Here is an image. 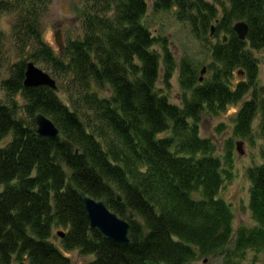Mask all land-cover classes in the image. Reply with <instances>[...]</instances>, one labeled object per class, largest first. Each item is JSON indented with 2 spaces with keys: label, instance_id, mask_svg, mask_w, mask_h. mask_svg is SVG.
I'll list each match as a JSON object with an SVG mask.
<instances>
[{
  "label": "trees",
  "instance_id": "16d2710c",
  "mask_svg": "<svg viewBox=\"0 0 264 264\" xmlns=\"http://www.w3.org/2000/svg\"><path fill=\"white\" fill-rule=\"evenodd\" d=\"M84 1L82 33L58 54L43 33L52 0H0V19L13 16L9 36L0 27V264H73L72 251L93 256L87 264L215 256L242 264L249 250L264 251V163L247 172L256 224L236 227L219 196L234 178L231 143L221 158L200 133L204 113L241 104L233 137L261 140L264 161V85L254 56L264 49V0ZM150 8L151 16L174 10L207 46L208 78L152 31ZM242 21L245 40L234 30ZM30 62L62 80L57 91L25 86ZM177 70L181 104L170 98ZM38 114L56 124L57 138L38 133ZM81 192L131 224V245L91 228Z\"/></svg>",
  "mask_w": 264,
  "mask_h": 264
},
{
  "label": "rangeland",
  "instance_id": "374dc122",
  "mask_svg": "<svg viewBox=\"0 0 264 264\" xmlns=\"http://www.w3.org/2000/svg\"><path fill=\"white\" fill-rule=\"evenodd\" d=\"M85 3L84 0H52L49 13L43 18L42 24L45 40L58 54L61 53V48L65 46L68 40L76 38L82 33V19ZM151 10L150 8L149 16L146 18V21L152 31L162 34L168 39L170 48L178 61L186 57L197 66L199 71L206 69L202 78L203 80L208 78L210 75L208 72V65L211 62V55L207 46L203 45L201 41L193 36L187 24L181 23L176 19L174 10L159 14L158 16H151ZM12 22L13 16L11 15H4L0 19V27L8 36L11 32ZM213 33L214 32H212V35ZM212 35L210 36V42L216 43L217 40L213 39ZM160 50L159 48V51ZM254 56L260 62L259 82L261 85H264V49L254 51ZM38 67L51 74V72L42 65H38ZM179 76L180 72L177 70L171 81L172 90L170 92V98L172 102L176 104H181L182 96ZM53 78L57 81L58 85H61L62 80L55 77ZM159 87H164L162 82L159 83ZM63 94L64 93L61 92V95ZM0 99L5 100V95L1 87ZM240 106L241 104L231 105L219 116H212L208 113H204L200 123L201 136L211 138L216 143L217 156L223 158L226 153L225 151L228 149L229 142L231 143L230 146L232 147L235 157L234 178L225 184L219 196L232 205L235 212L236 227L240 225L254 226L256 224L249 209L251 181L247 172L250 167L264 163L260 156L261 140H258L257 144L253 145L247 139L233 137L234 119ZM257 125L258 120L255 122V127H257ZM11 138L12 136L7 139V142L10 141ZM239 143H241L244 154L238 151ZM62 230V228L56 229L55 234L57 235V233ZM55 243L60 246V238L58 236L57 239H55ZM68 256L72 258L73 264H87L93 259V256L82 255L79 251H72L68 253ZM194 264H224V256L205 258ZM242 264H264V251L256 252L254 250H249Z\"/></svg>",
  "mask_w": 264,
  "mask_h": 264
},
{
  "label": "water",
  "instance_id": "95a60500",
  "mask_svg": "<svg viewBox=\"0 0 264 264\" xmlns=\"http://www.w3.org/2000/svg\"><path fill=\"white\" fill-rule=\"evenodd\" d=\"M213 28V32H214ZM235 32L241 40H245L249 34V25L246 22H238L234 26ZM226 40V37H225ZM206 69L202 71V75ZM203 80V78H201ZM26 87L46 86L54 91L58 90L57 81L46 71L39 68L33 62L28 64L26 72ZM38 127V133L47 138H57L60 134L59 128L47 116L38 114L35 117ZM238 151L244 154L241 143L238 144ZM91 228L99 232L104 238L124 245L132 244L131 224L121 218L116 212L112 211L104 200H97L85 192H81ZM119 202L123 200L122 196L118 197ZM132 217H136L132 215ZM59 237L64 238V233L58 232Z\"/></svg>",
  "mask_w": 264,
  "mask_h": 264
}]
</instances>
